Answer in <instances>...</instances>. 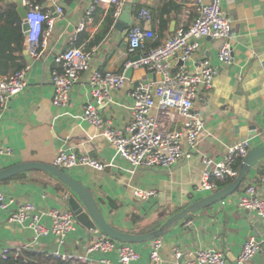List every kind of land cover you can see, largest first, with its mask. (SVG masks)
<instances>
[{"label":"crops","instance_id":"crops-1","mask_svg":"<svg viewBox=\"0 0 264 264\" xmlns=\"http://www.w3.org/2000/svg\"><path fill=\"white\" fill-rule=\"evenodd\" d=\"M92 1L39 0L42 9L51 12L53 29L38 58L28 51L25 37L19 61L23 68H27L28 86L13 97L4 110L0 150L10 147L12 154L0 152V170L20 162L53 164L61 150L88 153L107 163V167L96 170L79 165L63 169L96 194L113 226L128 231L157 220L164 222L176 210L180 211L212 193L199 189L204 157L223 158L230 145L241 140L243 134L254 132L250 126H257L256 135L246 137L251 148L264 145V0H223V10L231 19L233 32L234 59L231 64L219 62L220 42L211 37L201 39L197 52L186 61L179 54L172 58V72L182 69L196 71L201 59H208L219 68V72L214 87L201 91L195 101V110L204 118L197 147L190 148L185 143L183 157L170 168L132 166L118 156L114 145L103 138L97 127L84 121L82 115L90 98L92 73L96 70L125 73L132 58L141 56V50L130 51L129 29L138 23L152 29L156 37L148 45H162L179 28L190 25L197 17V0H124L117 16L113 5H99L93 12V20L86 23L84 30L77 32L79 24L87 20ZM59 6L63 8V14L57 12ZM129 8L132 24L120 31L115 28V22ZM142 8L152 12L151 21L139 20ZM111 17L114 22L108 28ZM74 40L84 50L93 52L91 67L80 74L68 104L60 107L53 103V75L60 68L57 57ZM159 78L147 67H134L132 78H128L124 87L113 91V102L103 109L105 122H112L117 127L130 125L133 120L132 89L141 82L155 85ZM251 185L264 198V159L252 168L238 191L200 210L161 237L163 246L158 264H181L183 258L176 256L177 250L187 257L205 248L225 252L228 264H236L249 238H264L261 218L254 212L241 209L238 204L240 195ZM136 189L157 190L158 195L139 199L135 196ZM0 192L11 201L8 208L0 207V255L4 251L12 250L16 254L25 249L52 255L58 247L82 254L102 234L87 230L77 222L65 243L59 246L54 236L34 242L31 229L10 222V213L26 202L35 204L43 213L45 223H50L48 211L51 209L70 210L67 204L69 189L59 178L47 172L27 171L21 178L1 182ZM134 215L137 216L135 219L132 218ZM152 245L153 241L134 244L140 253L137 264H152ZM99 258V253L92 254L94 263H98ZM109 258L114 264L118 262L116 254ZM246 264H264V244Z\"/></svg>","mask_w":264,"mask_h":264},{"label":"built area","instance_id":"built-area-1","mask_svg":"<svg viewBox=\"0 0 264 264\" xmlns=\"http://www.w3.org/2000/svg\"><path fill=\"white\" fill-rule=\"evenodd\" d=\"M124 0H93L87 10V20L79 24L77 32L84 30L86 23L93 20V12L99 5L111 4L115 7L114 15L120 12ZM223 0H197L199 13L192 23L179 28L162 45L149 46V41L156 37L152 29L141 24L132 26L128 31L130 51L141 50L140 58L129 63L135 68L147 67L160 76L156 84L139 83L131 91L134 100L132 106L133 120L126 127H117L112 122H105L102 111L113 102V91L124 87L128 82L125 73L96 70L90 78V98L84 106L82 119L93 124L111 142L121 158L134 167L170 168L184 155V144L196 148L200 134L204 128V118L195 110V101L203 90L214 87L219 68L208 59H201L196 71L185 69L171 71V60L179 54L186 61L197 52L200 40L211 37L219 40L218 60L221 64H231L234 59L232 44L233 32L231 19L222 6ZM27 16L22 23L28 24L25 32L27 49L38 58L42 47L53 29L54 20L50 11H44L38 2L24 0ZM57 12L63 14V8ZM152 12L147 8L139 11L138 18L151 21ZM93 52L78 46L75 40L57 57L60 68L54 72L53 103L64 107L70 100V93L80 74L91 67ZM28 86L27 68L16 70L0 77V125L3 113L10 100L23 92ZM251 149L250 140L245 138L230 145L226 155L219 159L204 157V171L200 190L213 192L219 188L220 182L234 179L239 168L235 167L234 158H243ZM2 154H12V149H1ZM54 165L60 168H73L79 165L90 166L96 170H104L107 163L89 155L74 151L61 150L55 157ZM158 195L157 190H135L139 199H148ZM10 202L0 192V207L8 208ZM241 209L256 213L264 223V198L258 195L255 186L245 189L238 199ZM50 223L43 221V213L38 211L33 202L22 204L10 213L9 220L29 228L33 232V241L54 236L62 246L70 232L77 224L74 213L69 209L53 208L48 211ZM263 240L249 238L242 248L236 264H246L261 250ZM161 238L153 240L150 258L152 264L160 261ZM99 253L98 263L92 261V254ZM19 252L15 256H19ZM116 254V264H137L140 253L134 244L112 239L102 233L92 241L82 254L70 253L57 248L52 255L70 264H114L109 256ZM183 258L181 264H228L225 252L212 248L197 250L193 255L185 257L180 250L175 252ZM7 251L0 257L6 258Z\"/></svg>","mask_w":264,"mask_h":264},{"label":"water","instance_id":"water-1","mask_svg":"<svg viewBox=\"0 0 264 264\" xmlns=\"http://www.w3.org/2000/svg\"><path fill=\"white\" fill-rule=\"evenodd\" d=\"M14 2L18 5V12L21 18H26L27 8L24 5V0H14ZM130 24H132V18L129 8L128 11H124L121 14L114 26L116 29L123 31ZM23 29L24 31L28 29L27 23L23 25ZM139 58L140 56L133 57L132 62L137 61ZM133 73L134 66H129L125 75L128 78H132ZM256 127L257 126L255 124L250 126V129L254 130V132H247L246 134H243L241 140L245 139L247 136L256 135ZM262 159H264V145L251 148L247 155L243 158L239 167L238 175L230 184L195 200L185 208L167 218V220L164 221L158 228L145 234L122 231L113 226L106 218L103 206L96 197V194L81 180L54 164L42 162L16 163L0 170V182L22 172L32 170L47 172L59 178L69 189L70 193L67 196V204L70 210L74 213L78 223L84 226L87 230L102 232L112 239L120 242L137 244L153 241L157 238L163 237L190 216H193L200 210L210 207L234 194L241 187L252 168Z\"/></svg>","mask_w":264,"mask_h":264},{"label":"trees","instance_id":"trees-1","mask_svg":"<svg viewBox=\"0 0 264 264\" xmlns=\"http://www.w3.org/2000/svg\"><path fill=\"white\" fill-rule=\"evenodd\" d=\"M39 3V0H32ZM22 18L18 12L16 2L10 0H0V74L8 75L16 70L22 69L23 65L20 63L21 54L24 49L25 33L23 30ZM114 22V18L108 19V28ZM243 161L242 156H235V167L239 168ZM25 172L17 174L7 180L1 182H8L21 178ZM233 179H228L225 182H220L219 187L222 188L230 184ZM0 182V183H1ZM66 190V188H65ZM180 209V208H179ZM179 210H176L177 212ZM137 216H132L136 218ZM163 222L157 220L146 226L140 228H133L127 232L145 234L158 228ZM119 229V228H117ZM121 230V229H119ZM124 231V230H122ZM0 264H70L69 262L60 260L46 252H41L32 249H25L21 251L19 256H15V251H7L6 258L0 257Z\"/></svg>","mask_w":264,"mask_h":264}]
</instances>
